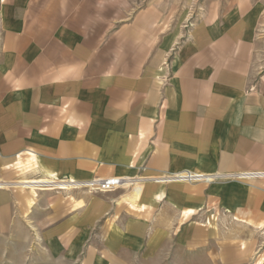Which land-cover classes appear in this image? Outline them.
I'll return each instance as SVG.
<instances>
[{
    "label": "crops",
    "instance_id": "obj_1",
    "mask_svg": "<svg viewBox=\"0 0 264 264\" xmlns=\"http://www.w3.org/2000/svg\"><path fill=\"white\" fill-rule=\"evenodd\" d=\"M175 3L0 0V176L20 177L0 203L34 208L57 264H264V179L76 186L264 169L263 7L233 0L185 31Z\"/></svg>",
    "mask_w": 264,
    "mask_h": 264
},
{
    "label": "rangeland",
    "instance_id": "obj_2",
    "mask_svg": "<svg viewBox=\"0 0 264 264\" xmlns=\"http://www.w3.org/2000/svg\"><path fill=\"white\" fill-rule=\"evenodd\" d=\"M176 2L177 7V16L175 18L179 23L181 22L183 28L187 29V27L191 26L193 21H201L209 17V15H217L216 13L222 9L223 5L226 3L228 6L233 0H173ZM258 4H260L263 8V14H261L260 24L257 27V33L260 39L264 40V0H256ZM248 170H261V169H246V170H233V171H223L216 170L213 172H201L198 170L192 169H179L175 171H167L161 172L158 174L148 175L143 171L137 173L136 176L126 178L129 182L124 185L125 189L132 190L139 185H143L144 181L161 183V184H169V183H182V184H190V185H200L205 189L210 184L216 182H226V181H241L248 182L252 180H259L261 178H242L238 175L243 171ZM9 177L5 178V176H0V181H14L20 179L17 175L16 167L9 166ZM175 173H193L198 174L200 177H197L196 180L192 181H171V182H155L154 178L156 177H164V176H173ZM95 177H103V176H93ZM89 178V179H91ZM264 179V178H263ZM88 180V179H86ZM85 181V180H83ZM11 188V187H8ZM18 187H14L13 190H16ZM86 190L89 194H97L104 193L102 191L90 190L86 188H82ZM115 190V189H114ZM5 191V188H0V192ZM20 192V191H19ZM107 192V191H106ZM26 208L22 210V207ZM21 210L17 209L16 202L14 201L12 204L9 202L3 203L1 206L0 203V264H57L53 260L49 258L47 252H45V248H43L44 242L38 236L39 225L36 223H31L27 219H24L32 213L34 208L32 206H28L22 200L20 201ZM204 208V207H203ZM36 212V211H35ZM41 217V215H38ZM27 218V217H26ZM215 217L213 215L205 218L204 224L210 225L215 222ZM34 224L35 226L33 227ZM59 264V263H58ZM62 264V263H61ZM142 264H159V259L150 260L149 262H145Z\"/></svg>",
    "mask_w": 264,
    "mask_h": 264
},
{
    "label": "built area",
    "instance_id": "obj_3",
    "mask_svg": "<svg viewBox=\"0 0 264 264\" xmlns=\"http://www.w3.org/2000/svg\"><path fill=\"white\" fill-rule=\"evenodd\" d=\"M242 178H264V169L261 170H248L243 171L239 175ZM197 177H200L198 174L193 173H175L173 176H164V177H157V179L162 178L164 181L171 180V181H192L196 180ZM128 179L116 175H109L103 177H95L85 181L77 182L76 186L81 188H86L90 190H97V191H111L118 188L121 185H125ZM170 181V182H171ZM169 182V181H166Z\"/></svg>",
    "mask_w": 264,
    "mask_h": 264
}]
</instances>
